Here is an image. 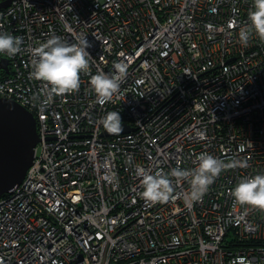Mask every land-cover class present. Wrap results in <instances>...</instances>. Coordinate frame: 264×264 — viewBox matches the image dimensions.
<instances>
[{
    "label": "built area",
    "instance_id": "obj_1",
    "mask_svg": "<svg viewBox=\"0 0 264 264\" xmlns=\"http://www.w3.org/2000/svg\"><path fill=\"white\" fill-rule=\"evenodd\" d=\"M7 0H0V4ZM251 0H10L0 32L21 51L0 53V97L36 117L25 179L0 196V264H264V209L231 189L264 173V39L239 33ZM52 35L87 37L92 59L78 90L49 97L30 75ZM127 71L98 102L99 72ZM118 111L129 130L107 134ZM201 155L226 168L191 207L187 181ZM169 174L166 201L141 195L140 170Z\"/></svg>",
    "mask_w": 264,
    "mask_h": 264
},
{
    "label": "clouds",
    "instance_id": "obj_2",
    "mask_svg": "<svg viewBox=\"0 0 264 264\" xmlns=\"http://www.w3.org/2000/svg\"><path fill=\"white\" fill-rule=\"evenodd\" d=\"M250 36L264 39V0H251V8L247 14V24L239 33L242 43L247 44ZM21 39L0 32V53L15 56L21 51ZM91 47L87 37L78 43H68L56 35H52L35 52L32 61V78L43 81L49 88V97L70 94L80 87V74L89 66L92 59L88 49ZM116 74L109 75L99 72L92 76L90 86L98 102H107L119 87L126 74V67L115 65ZM105 130L112 134L124 131L121 114L110 111L101 120ZM247 168L246 162H224L212 155H201L193 169L174 168L170 172L177 182L187 181L189 191L185 194V204L191 207L207 192L208 187L228 167ZM143 191L141 195L149 202L168 200L172 192L169 174H151L140 170ZM233 200L243 205L264 209V173L242 178L230 192Z\"/></svg>",
    "mask_w": 264,
    "mask_h": 264
},
{
    "label": "water",
    "instance_id": "obj_3",
    "mask_svg": "<svg viewBox=\"0 0 264 264\" xmlns=\"http://www.w3.org/2000/svg\"><path fill=\"white\" fill-rule=\"evenodd\" d=\"M9 1L0 4V8ZM0 70L8 71L4 58H0ZM123 128L122 133L129 130L124 125ZM37 142L32 114L15 101L0 97V196L11 192L22 182L32 163Z\"/></svg>",
    "mask_w": 264,
    "mask_h": 264
},
{
    "label": "bare ground",
    "instance_id": "obj_4",
    "mask_svg": "<svg viewBox=\"0 0 264 264\" xmlns=\"http://www.w3.org/2000/svg\"><path fill=\"white\" fill-rule=\"evenodd\" d=\"M27 111H28V110H27ZM31 114H32V113H31ZM32 116H33V118L35 119V125H36V121H37V120H36V117H35L34 115H32ZM36 133H37V127H36ZM37 137H38V134H37ZM38 141H39V139H38ZM37 143H38V142H37ZM36 145H37V144H36ZM35 147H36V146H35ZM34 149H35V148H34ZM33 160H34V155H33V159H32V161H33ZM31 164H32V163H31ZM30 166H31V165H30ZM29 168H30V167H29ZM29 168H28V169H29ZM28 169H27V171H28ZM27 171H26V174H27ZM26 174H25V176H26ZM25 176H24L23 180L25 179ZM23 180H22V181H23Z\"/></svg>",
    "mask_w": 264,
    "mask_h": 264
}]
</instances>
